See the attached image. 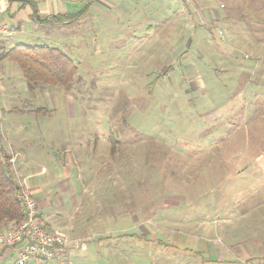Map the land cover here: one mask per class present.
<instances>
[{
    "label": "rangeland",
    "instance_id": "rangeland-1",
    "mask_svg": "<svg viewBox=\"0 0 264 264\" xmlns=\"http://www.w3.org/2000/svg\"><path fill=\"white\" fill-rule=\"evenodd\" d=\"M132 4L142 38L78 46L67 89L3 63L45 114L12 113L27 131L0 146L73 220V255L40 264H264V0Z\"/></svg>",
    "mask_w": 264,
    "mask_h": 264
},
{
    "label": "crops",
    "instance_id": "crops-1",
    "mask_svg": "<svg viewBox=\"0 0 264 264\" xmlns=\"http://www.w3.org/2000/svg\"><path fill=\"white\" fill-rule=\"evenodd\" d=\"M133 1L140 3L145 0H0V16L14 28L11 34L1 38L0 55L17 45L32 46L30 44L35 43L31 42L37 41L44 42V45L41 46L60 49L69 58L74 53L84 51L78 46L88 44V42L98 41L102 43L106 40L128 38L134 43L142 38L139 33L143 26L134 17L136 8L132 4ZM149 20L146 19L145 36L149 43L155 46L148 51L154 52L153 54L156 56L159 25ZM5 60L8 59L0 60V135L8 140V135L13 137L19 132L25 133L27 131V128L13 126L12 113L28 117L29 115L45 114V111L43 108L31 109L29 107L24 93L22 92L21 95L20 90L15 86V81L14 83L13 81L10 82L9 73L12 68L11 64H8L9 69H5L3 64ZM20 80L23 83V78ZM18 99L22 101L19 104L24 103V106L19 107ZM5 123L7 126L2 132V125ZM0 149L13 159L14 167L15 157L7 153L1 146ZM19 182L34 200L37 199L36 204L41 223L48 229L60 231L72 240L65 248L64 256H68L69 253L73 255V220L60 218L62 215L58 212L51 215L47 212L48 204L40 203L38 198L41 194L48 196V193L44 192L45 184L43 181L35 179L30 182L26 179ZM253 187L252 192L254 194L251 200L252 198L255 199L256 195L261 192V186L254 184ZM40 262L44 261L34 259L28 264H40ZM14 263L13 251H7L0 255V264Z\"/></svg>",
    "mask_w": 264,
    "mask_h": 264
},
{
    "label": "trees",
    "instance_id": "trees-1",
    "mask_svg": "<svg viewBox=\"0 0 264 264\" xmlns=\"http://www.w3.org/2000/svg\"><path fill=\"white\" fill-rule=\"evenodd\" d=\"M2 59L19 67L29 93H34L40 86L67 89L77 76V67L72 60L53 47L17 45L2 53ZM19 191L11 157L0 149V229L6 225L16 227L23 220L24 210L17 198Z\"/></svg>",
    "mask_w": 264,
    "mask_h": 264
},
{
    "label": "built area",
    "instance_id": "built-area-1",
    "mask_svg": "<svg viewBox=\"0 0 264 264\" xmlns=\"http://www.w3.org/2000/svg\"><path fill=\"white\" fill-rule=\"evenodd\" d=\"M220 8L223 9V6L220 5ZM13 29L0 16V40L11 34ZM18 184L20 191L17 198L24 210V218L18 226L0 233V254L13 251L14 264H28L34 259L44 262L64 260V250L72 241L60 231L48 229L41 223L35 200L19 181Z\"/></svg>",
    "mask_w": 264,
    "mask_h": 264
}]
</instances>
